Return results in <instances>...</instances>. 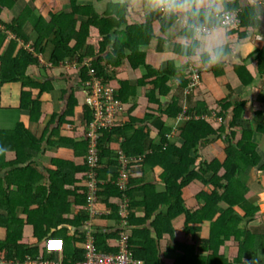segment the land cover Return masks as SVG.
<instances>
[{
  "label": "trees",
  "instance_id": "trees-1",
  "mask_svg": "<svg viewBox=\"0 0 264 264\" xmlns=\"http://www.w3.org/2000/svg\"><path fill=\"white\" fill-rule=\"evenodd\" d=\"M17 2L0 0V86L19 83L18 110L30 123L45 125L40 136L22 121L13 128L0 129V229L4 231L0 260L13 264L36 259L59 264L83 262L86 224L91 219L97 252L115 253L120 212L126 209L132 226L130 251L144 264H257L264 234L250 232L246 226L264 214L246 198L249 188L243 172L254 168L264 173V151L255 142L258 134L264 135V125L252 130L239 123L245 103L232 102V92L210 106L202 101L188 102L189 95L202 88L205 70L194 71L197 85L193 73L189 78L180 76L175 86L168 84L179 72L173 62L161 71L148 63L139 42L146 46L153 38L152 21L149 16L145 24H129L128 4L109 2L100 15L92 4L78 0H29L24 10L15 11ZM224 4L238 19L237 24L227 26L229 31L251 25L246 21L252 19L249 13L253 9L240 10L237 2ZM35 11L33 33L27 35L25 26H30ZM120 28L124 29L118 35ZM9 34L13 35L10 42L6 39ZM128 36L138 44L131 46L125 39ZM26 44L31 49L25 48ZM48 47L47 65H40L38 55H46ZM72 61L79 86L71 88L68 95L67 88L61 89L59 111L49 113V106L43 103L44 96L53 95L54 90V82L46 79L48 72L68 67ZM128 68L146 71L137 84H151L162 97L172 94L162 113L168 120L183 122L177 134L181 148L170 141L172 127L166 123L159 130L151 125L135 127L154 116L147 113L140 121L131 115L134 105L129 96L135 89L121 78ZM207 72L218 78L223 70L214 67ZM33 74L40 78L34 80ZM93 79L115 88L123 115L110 127L97 125V163L90 166L95 112L87 98L92 90L88 82ZM149 100L155 101L151 95ZM153 134L159 138L157 143ZM219 139L225 144L224 160L198 163L200 151ZM8 152L15 154L14 160L6 161ZM47 152L55 153L48 166L40 162ZM156 169H160L163 182L159 191L145 182L147 172ZM91 181L98 189L93 210L110 209V215L89 210L87 186ZM194 184L201 190L193 195L189 189ZM181 217L185 241L174 236L173 223ZM26 227L32 229L34 242L25 238ZM204 227L208 229L205 237L201 235ZM49 237L63 239L62 260L57 254L45 253L42 242ZM162 242L167 248L171 245L169 253L175 257L162 254Z\"/></svg>",
  "mask_w": 264,
  "mask_h": 264
},
{
  "label": "crops",
  "instance_id": "crops-1",
  "mask_svg": "<svg viewBox=\"0 0 264 264\" xmlns=\"http://www.w3.org/2000/svg\"><path fill=\"white\" fill-rule=\"evenodd\" d=\"M78 1L92 4L95 11L100 15L104 14V12L108 9L109 2H113L114 5L120 3L128 4L129 8L127 9L126 20H128L129 24H145L147 18L150 16L154 36L153 38H150V41L146 46L142 44L143 41L139 42V44L141 43L140 45H142V49L146 53V60L159 71L166 69L168 63L173 62V54L169 51V25L164 30V26L168 24L164 17L158 14H146L147 0H105L101 2L96 0ZM262 1L263 0H223V3L237 2L240 10L246 8L253 9L254 11L249 13L252 14V19L249 18V21L245 20L251 25L243 27V29H240L239 31H229L227 29L233 45V54L230 55L221 65L206 69L205 74L201 76L202 88L195 95H189L187 98L188 102L193 100L194 104H196L197 101H202L206 105L210 106L213 103L226 99L228 94L232 92L235 96V100L232 99V102L237 101L245 103V108L239 123L246 126L247 129L252 130L256 129L257 125H264V5L261 4ZM142 4L144 5L143 9L141 8ZM123 29L124 28H120L117 34L119 35L122 33L121 30ZM114 37L116 38V34H114ZM125 39L129 40L131 46L138 44L136 38L132 39L128 36V38L125 37ZM50 51L51 50L48 47L47 54L43 56L47 61ZM73 63V61L68 62L67 65L70 66H66L63 69L58 68L48 72L49 76L46 79H51V81L54 82L53 95L50 94L44 96L45 101L43 102L45 103V106H49V113L52 111H59L58 97L60 96L61 89L67 88L68 95L71 92V88L76 89L79 86V77L77 75L78 70H76L77 68H75L74 65H71ZM45 64L47 65L46 62ZM214 67L223 70L222 75L218 78L213 77V73L207 72L212 70ZM200 70L203 69L193 67L186 72H179L176 76L170 78V82L168 84L173 83L172 85L175 86L176 82L180 79V76L186 75L185 78H189V75L192 76L193 74L197 76L194 71ZM145 72L146 71L143 68L137 69L134 72L128 68L125 70L124 75L121 76L123 81H128L131 87L135 89L133 93H131L133 95L129 96V103L134 105L131 115L140 121L145 119L147 113L154 116L141 124H136L135 127L138 128L140 126L145 128L146 126L151 125L156 130H159L163 123H166L172 127V132L169 136L170 141L175 143L177 148H181L182 141L178 140L179 138L177 137V134L179 133L183 122H173L172 120H168L162 113V110L165 109L167 99H170L172 94L170 93L167 96L162 97L158 93L159 90H153V86L151 84H137V81L141 79ZM33 75L34 80L40 78L39 74ZM20 88L21 86L19 83L0 86V129L13 128L18 121H22L32 132L36 133L37 136H40L42 133L41 130L45 124L30 123L28 118L24 117L20 110H18L21 91ZM150 95L155 101L149 100ZM232 109L233 108L229 110L230 114H228V118H231ZM152 136L155 139V143H157L159 141L158 136L155 134ZM263 136L264 135L262 134H258L255 142L264 151ZM224 148L225 144L221 139L209 146H206L200 151L202 159H199L198 163L201 160L202 162H211L214 158L223 161L225 157ZM193 151L194 150H191V153H193ZM53 155H55V153L47 152L40 158V162L48 166V162ZM43 158L47 159V161ZM14 159L15 154L13 152L6 153V161ZM160 172V169H156L154 173L150 171L145 175V182L154 184L158 191L163 190V182L159 179ZM243 173L244 182L249 188L246 198L256 203V205L260 208V211L264 214V173H260L254 168L246 170ZM0 176H2V173ZM198 190H201V186L198 184H194L189 189L193 195ZM191 193L190 195H192ZM138 196L141 197L140 194ZM21 209L22 208H18L17 212L21 213ZM103 210L104 209H100L102 213ZM176 221H178L179 226L177 229L178 233L176 234L180 235L179 231H182L184 218H178ZM90 226H95L94 220L90 222ZM246 227L250 232L264 234V216L258 220L248 223ZM207 233L208 229L204 227L201 235L205 237L207 236ZM3 234L4 231L0 229V236L2 237ZM24 236L29 240V242H34L36 240L32 236V229L30 227L25 228ZM179 240L181 241V239ZM182 241H185V239L183 238ZM170 249L171 245L167 248L162 242V254L164 256L170 255L175 257L174 253H169ZM60 258H62V256ZM257 264H264V248L257 253Z\"/></svg>",
  "mask_w": 264,
  "mask_h": 264
},
{
  "label": "clouds",
  "instance_id": "clouds-1",
  "mask_svg": "<svg viewBox=\"0 0 264 264\" xmlns=\"http://www.w3.org/2000/svg\"><path fill=\"white\" fill-rule=\"evenodd\" d=\"M141 8H144L143 4ZM229 11L223 0H147L146 14H158L170 22L169 51L173 54V63L176 71L186 72L193 67L206 70L213 66L221 65L233 54V45L227 31V15ZM108 211L109 213L106 214L107 211L103 210L101 214L110 215L111 210L109 209ZM92 220L86 224V232H90L93 236V228L90 226ZM126 222V224L123 223V218L119 221L121 224L119 239L114 243L117 252L119 251L122 234L127 236L130 250V229L132 226L128 222V217ZM87 233L83 243L84 249L88 238ZM57 239L63 241L62 238ZM45 240L42 242L43 244ZM63 251L61 253H48L45 250V253L47 255L57 254L59 260H62L60 257Z\"/></svg>",
  "mask_w": 264,
  "mask_h": 264
},
{
  "label": "built area",
  "instance_id": "built-area-1",
  "mask_svg": "<svg viewBox=\"0 0 264 264\" xmlns=\"http://www.w3.org/2000/svg\"><path fill=\"white\" fill-rule=\"evenodd\" d=\"M264 3V0L262 1ZM227 26L230 24H237L238 19L236 14L228 13L227 15ZM194 83L197 85V76H193ZM88 85L92 88L91 96L87 98L91 108L95 112V122L92 123L91 127L93 130L90 133V144H89V157L88 163L90 166L95 165L96 162V152H97V136L95 130H97V125L100 124L102 127H110L114 125L118 120L120 121V115H123L122 103L115 98V88L111 86H105L101 80H92L88 82ZM121 154V153H120ZM121 159L126 161L122 155H119ZM88 199H89V210L94 214H101L100 211L93 210L94 204L97 202V187L94 181L89 182L87 186ZM109 211L106 212L108 214ZM123 218V223L126 224V218L128 217V212L124 209L120 212ZM87 243H86V260L78 264H144L142 261L137 260L133 257L129 246L127 243V236L122 234L119 251L115 254H104L98 253L94 246V239L90 232L87 233ZM45 250L48 253L63 251V241L57 238H48L43 244ZM0 264H13L11 261L0 260ZM27 264H59L56 262L42 261L41 259H36L33 262H27Z\"/></svg>",
  "mask_w": 264,
  "mask_h": 264
},
{
  "label": "rangeland",
  "instance_id": "rangeland-1",
  "mask_svg": "<svg viewBox=\"0 0 264 264\" xmlns=\"http://www.w3.org/2000/svg\"><path fill=\"white\" fill-rule=\"evenodd\" d=\"M18 2H17V5H16V8H15V11H18L19 9H22V10H24L25 9V7H26V5L28 4V3H30L29 2V0H17ZM10 14V13H9ZM36 20H37V13H36V11L32 14V16L30 17V19H29V22L31 23H29V25L30 26H25V29H26V31H27V35H28V33L29 34H32L33 32L31 31L32 30V28L34 27V25H35V22H36ZM31 36V35H30ZM13 38V35L12 34H9V35H7V40L10 42V40ZM8 42V43H9ZM8 43H6V44H8ZM21 44H22V42H20ZM6 44H4V46L6 45ZM25 48H28V49H31V45L30 44H26L25 45ZM35 55V54H34ZM38 58H39V63L41 64V65H44L45 64V59H44V57L42 56V55H38ZM197 83H199V79L197 80ZM42 134V133H41ZM45 161H47V159H45V158H43ZM178 221H175L174 223H173V228H174V236L177 238V239H181V241H182V239L184 238V236H183V234L179 231V233H180V235L179 234H176V233H178V231H177V229H178ZM178 236V237H177ZM185 239V238H184ZM192 242V241H191Z\"/></svg>",
  "mask_w": 264,
  "mask_h": 264
}]
</instances>
